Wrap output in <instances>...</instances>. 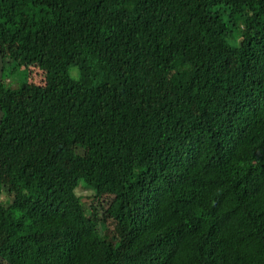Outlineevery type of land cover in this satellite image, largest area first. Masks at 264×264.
Wrapping results in <instances>:
<instances>
[{
    "label": "trees",
    "instance_id": "obj_1",
    "mask_svg": "<svg viewBox=\"0 0 264 264\" xmlns=\"http://www.w3.org/2000/svg\"><path fill=\"white\" fill-rule=\"evenodd\" d=\"M0 50V264H264V0H0Z\"/></svg>",
    "mask_w": 264,
    "mask_h": 264
},
{
    "label": "rangeland",
    "instance_id": "obj_2",
    "mask_svg": "<svg viewBox=\"0 0 264 264\" xmlns=\"http://www.w3.org/2000/svg\"><path fill=\"white\" fill-rule=\"evenodd\" d=\"M23 71H24L25 78L27 79V82H28V83H26V85H27V84H30V83L33 82V81H35V78H34L33 74L31 73V71L29 72L28 69H25V70H24V68H23ZM14 78H15V77H14ZM14 78H11V79H10V80H12V81L10 82V84H11L14 88H19V87L22 85V83H21V82H17V81H16V82L13 81ZM15 79H16V78H15ZM78 193H79V194H87L85 190H79Z\"/></svg>",
    "mask_w": 264,
    "mask_h": 264
},
{
    "label": "water",
    "instance_id": "obj_3",
    "mask_svg": "<svg viewBox=\"0 0 264 264\" xmlns=\"http://www.w3.org/2000/svg\"><path fill=\"white\" fill-rule=\"evenodd\" d=\"M3 73H4V60H3L2 52L0 50V84L3 80ZM4 116L5 113L3 112L2 107L0 105V126L4 120Z\"/></svg>",
    "mask_w": 264,
    "mask_h": 264
}]
</instances>
